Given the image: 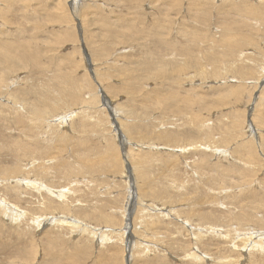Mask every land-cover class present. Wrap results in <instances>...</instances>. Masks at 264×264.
<instances>
[{
	"label": "rangeland",
	"instance_id": "obj_1",
	"mask_svg": "<svg viewBox=\"0 0 264 264\" xmlns=\"http://www.w3.org/2000/svg\"><path fill=\"white\" fill-rule=\"evenodd\" d=\"M263 20V0H0V204L28 214L0 211V264H264L241 241L264 233ZM17 166L51 191L10 190Z\"/></svg>",
	"mask_w": 264,
	"mask_h": 264
},
{
	"label": "bare ground",
	"instance_id": "obj_2",
	"mask_svg": "<svg viewBox=\"0 0 264 264\" xmlns=\"http://www.w3.org/2000/svg\"><path fill=\"white\" fill-rule=\"evenodd\" d=\"M264 1V0H263ZM164 17V16H163ZM264 21V20H263ZM259 34V33H258ZM175 53V52H174ZM200 69V68H199ZM92 70V69H91ZM20 107V106H19ZM115 112V114L116 115H118V112L117 111H114ZM113 112V113H114ZM69 117H72V116H70V115H68ZM17 126V125H16ZM65 126V125H64ZM118 126V125H117ZM15 127V126H14ZM65 127H67V126H65ZM23 129V128H22ZM114 129V128H113ZM117 131V132H116ZM119 128L118 127H116V130H115V132L114 133H116V134H119ZM30 133V132H29ZM61 135V134H60ZM64 135V134H63ZM43 137V136H42ZM62 137V136H61ZM44 138V137H43ZM49 138V137H48ZM128 144H130V143H128ZM25 147V146H24ZM26 149V148H25ZM126 156V155H125ZM237 162V161H236ZM32 164V163H31ZM42 167V166H41ZM44 167V166H43ZM17 168H18V166L16 167V168H14L13 170H12V175H11V177H5V179L4 180H2V181H9V183H11L12 185L11 186H8V187H10V190H12V191H17L18 192V186L17 185H21V188H25V189H28L29 190V192H31V190L30 189H32V191L34 190L35 192H42V191H45V192H50L51 190L50 189H47L45 186H42V184H39V183H37V181H30V183L29 182H27L25 179H18V178H13V174H16V170H17ZM128 169V168H127ZM14 172V173H13ZM140 176H141V179H142V181L145 183V179L144 178H142V174H140ZM11 178V179H10ZM139 178V177H138ZM234 179V178H233ZM6 182V183H7ZM149 182V181H148ZM3 184H5V183H3ZM35 185H37V187L35 186ZM139 189H141V187L139 188ZM27 190V191H28ZM53 192V191H52ZM55 192V191H54ZM54 194V193H53ZM65 195H62V194H60L59 193V195H57V197L59 198V199H61V198H63ZM10 205V204H9ZM11 209V210H10ZM18 208L16 207V206H13V208H10V207H8V204H6L5 202H1V204H0V211H1V213H2V216L4 217V218H6V219H9V220H11L12 222H14V223H17V222H19L21 219H23L24 220V218L26 217V215H28V214H20V213H22L23 211H19V210H17ZM8 210H10V214H11V216H9V215H7V213L9 212ZM18 211V212H16V211ZM12 211V212H11ZM196 213V212H195ZM204 214V213H203ZM206 214V213H205ZM200 216H202L201 214H200ZM206 217V216H205ZM35 218V217H34ZM210 218V217H209ZM47 221V220H46ZM31 222H32V224L34 225V226H36V227H38V226H40V225H43V223L42 222H40L38 219H33L32 218V220H31ZM49 222V221H48ZM55 222H57V220L56 219H53L50 223H51V225H56L55 224ZM45 223H47V222H45ZM74 223H76L75 222V220H73V219H68V218H65V219H63V220H59V224H65V225H67L68 226V224H74ZM10 224V223H9ZM20 224V223H19ZM188 224V223H187ZM76 225V224H75ZM132 227V226H131ZM194 228V227H193ZM38 229V228H37ZM85 231H88L89 229H87V228H83ZM199 231V230H198ZM120 232V231H119ZM94 233V236H97L98 234L96 233V232H93ZM128 234V233H127ZM254 234V236L251 238V239H249L247 242L248 243H246V240L244 239V237L241 239V241L243 242V245L245 246V248L246 249H248L249 251L251 250V251H253L254 249V247L256 246V248H257V250H259V249H261V250H263L264 251V240H261V238H263L264 237V233L263 234H260L259 232H255V233H253ZM216 235V234H215ZM245 235V234H244ZM246 236V235H245ZM248 236V235H247ZM246 236V237H247ZM100 237V236H99ZM249 237H251V236H249ZM249 237H247V238H249ZM95 238V237H94ZM220 238V237H219ZM260 239V240H258V241H255L254 243L252 242L254 239ZM102 239H106V240H108V238L107 237H105V236H103L102 235ZM194 239V238H193ZM110 241V240H109ZM240 241V240H239ZM232 243V242H231ZM241 243V242H240ZM250 243L252 244V245H250ZM239 244V243H238ZM197 247V246H196ZM195 247V248H196ZM236 247V246H235ZM31 250V249H30ZM237 250H238V248H237ZM262 251V252H263ZM240 252V251H239ZM245 252V251H244ZM259 252V251H258ZM261 254V253H260ZM32 255V254H31ZM197 254H195V256H196ZM250 255V254H249ZM194 256V255H193ZM199 257L198 258H200V255H198ZM242 256V255H241ZM206 257V256H205ZM250 257V256H249ZM241 258V257H240ZM21 259V258H20ZM201 259V258H200ZM243 259V258H242ZM202 261V260H201ZM209 263V262H208ZM238 264V263H237Z\"/></svg>",
	"mask_w": 264,
	"mask_h": 264
}]
</instances>
